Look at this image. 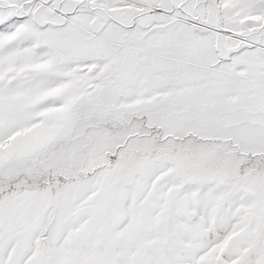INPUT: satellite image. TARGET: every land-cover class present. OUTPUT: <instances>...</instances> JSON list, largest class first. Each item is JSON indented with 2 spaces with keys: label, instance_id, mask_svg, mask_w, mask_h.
<instances>
[{
  "label": "snow or ice",
  "instance_id": "1",
  "mask_svg": "<svg viewBox=\"0 0 264 264\" xmlns=\"http://www.w3.org/2000/svg\"><path fill=\"white\" fill-rule=\"evenodd\" d=\"M0 264H264V0H0Z\"/></svg>",
  "mask_w": 264,
  "mask_h": 264
}]
</instances>
